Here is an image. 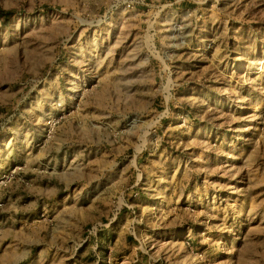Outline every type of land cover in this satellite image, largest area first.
Wrapping results in <instances>:
<instances>
[{"label": "rangeland", "instance_id": "1", "mask_svg": "<svg viewBox=\"0 0 264 264\" xmlns=\"http://www.w3.org/2000/svg\"><path fill=\"white\" fill-rule=\"evenodd\" d=\"M0 264H264V0H0Z\"/></svg>", "mask_w": 264, "mask_h": 264}]
</instances>
